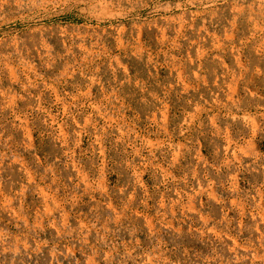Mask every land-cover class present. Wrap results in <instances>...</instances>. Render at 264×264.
<instances>
[{
	"label": "rangeland",
	"instance_id": "374dc122",
	"mask_svg": "<svg viewBox=\"0 0 264 264\" xmlns=\"http://www.w3.org/2000/svg\"><path fill=\"white\" fill-rule=\"evenodd\" d=\"M0 264H264V0H0Z\"/></svg>",
	"mask_w": 264,
	"mask_h": 264
}]
</instances>
